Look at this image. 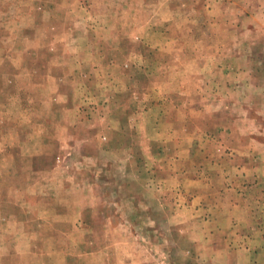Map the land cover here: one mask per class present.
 <instances>
[{
    "label": "rangeland",
    "instance_id": "rangeland-1",
    "mask_svg": "<svg viewBox=\"0 0 264 264\" xmlns=\"http://www.w3.org/2000/svg\"><path fill=\"white\" fill-rule=\"evenodd\" d=\"M214 127L262 138L264 0H0V264H247L182 211Z\"/></svg>",
    "mask_w": 264,
    "mask_h": 264
},
{
    "label": "crops",
    "instance_id": "crops-1",
    "mask_svg": "<svg viewBox=\"0 0 264 264\" xmlns=\"http://www.w3.org/2000/svg\"><path fill=\"white\" fill-rule=\"evenodd\" d=\"M222 66L236 68L231 62ZM236 129L240 131L239 127H214L212 142L219 148L216 156L199 162L203 167H199L198 175L191 167L180 178L186 183L195 174V181L203 189L191 193L193 198L182 211L189 217L187 224L201 229L198 245L223 246L233 257L239 253L247 264H254L264 260V127L254 128L262 140L253 136L248 139L247 133L253 132L249 128L246 133L241 131L244 135H233ZM203 154L201 148L196 150L195 155L202 158Z\"/></svg>",
    "mask_w": 264,
    "mask_h": 264
}]
</instances>
